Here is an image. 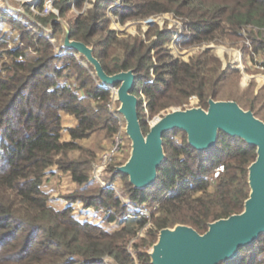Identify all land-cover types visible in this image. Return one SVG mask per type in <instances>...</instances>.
Here are the masks:
<instances>
[{
  "label": "trees",
  "instance_id": "obj_1",
  "mask_svg": "<svg viewBox=\"0 0 264 264\" xmlns=\"http://www.w3.org/2000/svg\"><path fill=\"white\" fill-rule=\"evenodd\" d=\"M84 1L55 0L57 13L31 10V23L40 30L50 23L51 35L59 38L63 26L56 17L64 19L69 37L91 46L107 74L131 69L144 134L149 124L143 115L182 106L191 95L204 108L210 97L224 98L264 116V84L255 94L252 82L245 90L234 86L219 94L226 74L221 59L208 47L229 43L246 48L248 55L264 52V0H89L91 5L83 9ZM164 13L183 25L180 48L198 46L187 59L167 47L174 28L167 20L161 26L148 22L144 36L141 27L136 33L111 27L112 17L124 24ZM0 18L19 33L13 45L0 40V264H105V256L118 264H152L148 248L162 228L182 223L203 233L209 222L243 210L256 147L221 130L215 144L203 150L188 143L185 131H165V156L155 180L145 187L134 186L116 171L128 155L107 166V186L94 182L90 171L95 151L79 140L100 132L111 140L117 130L118 120L108 107L110 88L99 81L90 63L84 65L74 55L76 50L57 54L47 38L1 8ZM63 112L76 118L67 127L68 138H62ZM73 150L80 153L72 156ZM53 165L77 184L65 194L62 208L49 203L45 186ZM77 200L100 209L107 224L119 227L108 229L78 218L71 204ZM218 264H264V233Z\"/></svg>",
  "mask_w": 264,
  "mask_h": 264
},
{
  "label": "water",
  "instance_id": "obj_2",
  "mask_svg": "<svg viewBox=\"0 0 264 264\" xmlns=\"http://www.w3.org/2000/svg\"><path fill=\"white\" fill-rule=\"evenodd\" d=\"M56 19L64 29L62 46L82 54L105 86L117 84L118 111L124 117L131 150L127 159L115 169L126 174L134 186L145 187L155 180L157 167L165 156L162 135L174 128L185 131L188 143L199 150L214 145L220 130L256 147V157L248 166L250 192L243 210L209 222L203 233L182 223L162 228L151 246L150 262L218 264L232 259L239 247L250 244L264 233V120L234 100L210 97L206 108L201 105L176 107L155 116L144 134L137 111L138 97L132 92L134 72L129 69L107 74L92 47L71 39L67 22L59 17Z\"/></svg>",
  "mask_w": 264,
  "mask_h": 264
},
{
  "label": "rangeland",
  "instance_id": "obj_3",
  "mask_svg": "<svg viewBox=\"0 0 264 264\" xmlns=\"http://www.w3.org/2000/svg\"><path fill=\"white\" fill-rule=\"evenodd\" d=\"M116 1V0H113ZM26 2V1H25ZM12 3L13 5V10H3L1 7V10L3 12H5L7 15L11 16L14 20L21 22L22 24L26 25V27L29 28H36L37 32H40V34L42 36H44L45 38L48 39V31L45 29V27L42 25L41 30L39 28H37L35 25H31V20L30 17L31 15L29 14V12L32 10L33 12H36V10H38L36 8V6L40 3V0H35L34 2V8H32V4L31 2H27L29 4V8H27L25 6V4L21 1V0H11L10 4ZM39 11V10H38ZM26 12V14H25ZM113 18V17H112ZM163 20L160 21V23ZM164 22V21H163ZM162 22V24H163ZM169 23H171L169 20H167V24L169 25ZM62 24V23H61ZM162 24H159L160 26ZM120 27L125 29L127 32L128 31H135L138 29V27H141V30H143V28H145L143 23H139V21H127L124 24H120ZM171 25H174L171 23ZM14 25L11 24V22H9L8 20L4 19V18H0V40H6L8 42V45H13L14 43L18 42L19 40V36H18V31L16 30V28L13 27ZM63 26V25H62ZM49 34L51 35V30L49 32ZM64 35V29L61 32L59 38H56L54 36H52V38L54 39V42L57 44H61L62 42V37ZM62 45V44H61ZM208 47L213 48V52L221 59L222 62V68L225 70V74L226 77L223 81V83L220 85V95L223 93H226L227 89H232L234 86H238L239 90H245L247 88V83H253V94L256 93V90L263 85V81H262V73L264 74V71L259 69L254 62L252 55H248L246 52V48L242 49L239 45H235V44H229V43H209ZM55 48V47H54ZM191 47H186V48H180L178 43L176 44V55H179L181 57L184 56V54L186 53L184 49L189 50ZM178 51H180L181 53H179ZM241 52V55H239L238 52ZM77 53L82 56L80 58V60H82V63L88 64L89 62L86 60V58L80 54L78 51ZM261 53V52H260ZM28 55H34L33 51H27ZM186 56V55H185ZM84 57V59H83ZM252 80V81H250ZM264 88V87H263ZM190 97V96H189ZM222 97V96H220ZM189 99V98H188ZM199 99V98H198ZM219 99H224V98H219ZM119 101H115L113 102V105L116 107L118 105ZM143 106V105H142ZM180 107V106H178ZM114 108V107H113ZM173 108L176 107H169L167 109H165L164 111H161L160 113H164L168 110H171ZM181 108V107H180ZM145 111V109H144ZM143 111V113H144ZM146 113V111H145ZM144 113V114H145ZM64 114H66L64 112ZM258 117L261 118L262 120H264V116L257 113ZM160 114L154 115L152 117H149V115L146 113L145 115H143L144 120L150 125L153 121V118L155 116H159ZM68 116V117H66ZM124 120V117L122 115L121 120ZM63 130H62V138H68L69 134H68V130L67 127L73 125V123H76V118L71 115V114H67L63 116ZM125 121V120H124ZM72 123V124H71ZM71 124V125H70ZM125 137V143L123 145L122 148V152H121V158L122 160H124L127 155L129 156L130 150H131V146H130V141L128 138V135L125 133L124 134ZM80 144L90 147L95 151V157L98 155V153L104 149L110 142L111 140L108 138H104L103 137V133H96L93 134L87 138H82L79 140ZM80 152L77 150H73L71 152L72 156H77ZM49 174L46 177V189L49 191V195H50V199L49 202H51L54 206H61L62 204H66V199H65V194H68L70 192H72L77 184L75 182H73L70 179V176L67 172H63L60 169H58L55 165L51 166L49 169ZM51 172V173H50ZM106 173H104L102 175V180L106 181ZM94 179V178H93ZM129 179V178H128ZM122 180V177H118L116 184H120ZM97 180L94 179V182H96ZM98 182V181H97ZM120 198L122 199V201L124 202V204L126 206L129 205L128 202V198L126 196H123L120 193ZM73 208H74V213L76 214V216L80 219H88L94 222H98L103 224L106 228L108 229H115L117 227H119V225L117 223H111V224H107L106 221L103 220V214L101 212L100 209H95L92 207H84L83 203L79 200L74 201L71 203ZM130 207V205H129ZM143 213L144 211H146L148 213V210L146 208L142 209ZM141 232V231H140ZM151 251V246L148 248V252ZM132 252V255L135 256V252ZM104 261L105 264H110V262H112L113 264H118L112 257L110 256H105L104 257Z\"/></svg>",
  "mask_w": 264,
  "mask_h": 264
},
{
  "label": "built area",
  "instance_id": "obj_4",
  "mask_svg": "<svg viewBox=\"0 0 264 264\" xmlns=\"http://www.w3.org/2000/svg\"><path fill=\"white\" fill-rule=\"evenodd\" d=\"M23 3L26 2H31L32 4V8H34V2L35 0H21ZM54 1L55 0H43L42 2V8L41 10H36V12L40 13V14H48L50 12H55L57 13V8L54 6ZM117 2H120L121 0H116ZM11 0H0V7L3 10H13V5L12 3L10 4ZM91 5V2L89 0H85L84 1V5H83V9L85 7H88ZM74 11L78 12V10L76 8H73ZM26 14V12H25ZM161 20H169L172 24H174V28H173V37L171 39V41L168 43L167 47L170 49V52L174 55H176V44L178 43V39L179 36L181 35L182 31H183V25L182 23L173 17H170L168 13H164L162 15L159 16H155L151 19H147V20H140L139 23H143L145 28H143L141 34L142 36H144V30L147 27L148 22L151 21H155L158 24H162V22L160 23ZM171 23H169V26H172ZM31 25H34L33 23ZM32 27V26H29ZM45 29L48 31L47 33V37L48 40L54 45V51L59 54L64 52V49H66L65 47H63L61 44H57L54 42V39L52 38V36L49 34L50 30H51V25L50 23L47 26H44ZM111 27L113 29H115L116 31H126L125 29L121 28L119 25V22L114 20V18H112V23H111ZM33 30L36 31V28H33ZM127 32V31H126ZM137 30L135 31H128L127 33H136ZM40 33V32H39ZM198 48V46H193L191 47L189 50L186 51L185 50V54L183 56L184 59H187L188 56L191 54V52ZM179 53H181L180 51H178ZM239 55H241V52H238ZM182 54V53H181ZM252 55V58L254 60L255 65L263 70L264 69V52H255V51H251L250 53ZM74 55L79 58V54L77 52L74 53ZM186 55V56H185ZM22 56L19 55V58H21ZM80 59V58H79ZM85 64V62H84ZM262 83L264 84V74L262 73ZM110 88V95H111V99L108 102V107L109 109L112 111V113L115 115V117L118 120V127L117 130L114 132L112 138H111V142L104 148L102 149L98 155L95 157V159L92 162V167H91V171L90 174L91 176L96 179L101 185L103 186H107V182L102 180V175L104 173H106L107 170V166L112 163V162H116L119 160V158H121V152H122V148L123 145L125 143V137L124 134L125 132V121L122 119V114L118 111V106L116 107L113 105V102H115L117 100V95H116V89L117 86L115 85H110L108 86ZM140 94L142 96L143 102L142 105L145 109V111L147 112V106H146V99H145V95L143 94V92L140 90ZM118 101V100H117ZM199 99L196 95H191L189 97V99L187 100V102H185L182 106H180L181 108H185V107H190V106H199ZM114 107V108H113ZM130 141V140H129ZM118 165V164H117ZM219 168L221 169V166H219ZM218 172V169H216V171L214 172V174L216 175ZM111 187H115L114 184L110 185ZM145 214H147L146 211H144Z\"/></svg>",
  "mask_w": 264,
  "mask_h": 264
},
{
  "label": "crops",
  "instance_id": "obj_5",
  "mask_svg": "<svg viewBox=\"0 0 264 264\" xmlns=\"http://www.w3.org/2000/svg\"><path fill=\"white\" fill-rule=\"evenodd\" d=\"M67 114H68V113L64 114V112H63V113H62V119H63V116H64V115H67ZM66 117H68V116H66ZM63 124H64V123H63ZM71 124H72V123H71ZM71 124H70V125H71ZM73 125H74V123H73ZM49 203H50L51 205H53L51 202H49ZM65 205H66V204L64 203V204H62L61 206H59V205H58V206H54V205H53V206L56 207V208H62V207H64Z\"/></svg>",
  "mask_w": 264,
  "mask_h": 264
}]
</instances>
